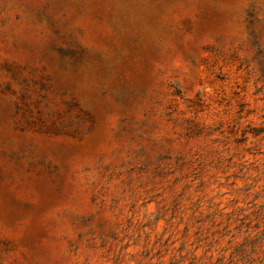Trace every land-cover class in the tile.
I'll return each instance as SVG.
<instances>
[{"label": "rangeland", "instance_id": "374dc122", "mask_svg": "<svg viewBox=\"0 0 264 264\" xmlns=\"http://www.w3.org/2000/svg\"><path fill=\"white\" fill-rule=\"evenodd\" d=\"M0 264H264V0H0Z\"/></svg>", "mask_w": 264, "mask_h": 264}]
</instances>
